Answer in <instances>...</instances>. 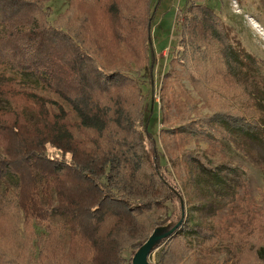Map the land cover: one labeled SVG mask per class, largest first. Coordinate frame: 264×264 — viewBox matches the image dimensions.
I'll return each mask as SVG.
<instances>
[{
    "label": "trees",
    "instance_id": "trees-1",
    "mask_svg": "<svg viewBox=\"0 0 264 264\" xmlns=\"http://www.w3.org/2000/svg\"><path fill=\"white\" fill-rule=\"evenodd\" d=\"M82 1L94 9L108 5V0ZM192 4V9L201 8V14L192 15L183 26L188 36L183 41V60L191 58L204 63L205 59L213 66L223 63L226 76L245 73L249 80L250 69L244 68L232 51L221 18L208 6ZM108 6L112 15L111 9L119 5ZM44 12L32 0H0V64L35 73L45 91L0 75V101L9 105L0 107V184L15 180L6 184L5 190L16 192L27 221L48 231L49 239L59 237L66 242L69 234V243L83 248L81 256L67 259L68 264H130L123 255L125 246L144 245L151 236L149 222L143 221L167 211L168 203L180 198V190L162 172L158 154L156 165L148 157L145 137H152V133L143 126V97L133 79L122 71L102 68L86 47L85 38L54 27L41 18ZM103 14V18L109 17L105 11ZM153 14L154 10L150 22ZM124 21L110 16L102 26L112 30L110 35L115 40H124L123 32L122 36L119 32L115 35L119 30L125 32ZM152 31L150 23V35ZM105 37L108 36L104 34L101 41L92 43L96 52L104 51ZM217 41L223 54L211 52L208 44ZM212 56L215 64L210 61ZM202 75L207 77V70ZM127 89L132 99L126 95ZM29 113L34 120L28 117ZM241 113L218 117L221 130L226 129L231 140L239 144L247 137L250 145L264 141L259 122L247 118L242 110ZM246 113L250 117V112ZM49 146L62 156L49 155ZM195 160L192 158L191 162ZM192 168L194 176L196 170ZM206 172L218 175L212 169ZM210 179L207 177V182ZM211 182L217 199L226 190L223 184ZM56 215L63 218L58 226L53 222ZM208 226L185 224L163 239L165 246L158 264L176 263V257L170 256L184 247L188 232L196 233L203 241L215 239L217 234ZM228 247L227 254L237 264L242 256L241 246ZM257 255L253 253L251 257L258 258Z\"/></svg>",
    "mask_w": 264,
    "mask_h": 264
},
{
    "label": "rangeland",
    "instance_id": "rangeland-1",
    "mask_svg": "<svg viewBox=\"0 0 264 264\" xmlns=\"http://www.w3.org/2000/svg\"><path fill=\"white\" fill-rule=\"evenodd\" d=\"M32 1L45 10L41 18L85 38L86 47L100 66L124 72L142 95L146 112L143 126L152 133V137H145L148 157L156 165L158 154L162 172L180 190V198L170 201L167 211L143 221L149 222V235L164 236L170 225L175 228L182 223L179 231L185 224L202 223L209 225L216 238L203 241L196 233L188 232L184 247L170 256L176 257L175 264H234L227 254L232 244L241 246L237 264H264V141L251 145L250 137L240 144L232 141L217 119L240 116L241 110L247 115L250 112V117L245 116L259 122L264 137V0H108V5H119L111 9L112 15L108 5L94 9L82 0ZM194 2L214 9L221 18L232 51L244 68L250 69L249 80L244 71L241 76H226L223 63L214 67L205 59L204 63L183 60V41L188 39L183 26L192 15L201 14V8L192 9ZM152 10L154 18L150 22ZM104 11L108 18L125 20V32H115L116 36L123 32L124 40H115L110 35L112 30L102 26L108 19L102 17ZM104 34L108 36L102 45L105 52L98 53L92 43L101 41ZM208 45L212 53L223 54L219 41ZM206 70L207 77L202 75ZM0 75L45 92L35 73L0 64ZM125 93L132 99L128 89ZM61 103L70 110L68 104ZM4 106L9 105L0 101V107ZM28 117L34 120L33 114ZM48 154L62 156L52 146ZM192 158L196 159L194 163ZM191 166L196 170L194 176ZM210 169L218 175L204 173ZM207 177H211L210 182ZM211 181L223 184L226 190L217 199ZM12 183L15 180L8 179L0 184V264H68L71 256H81L83 248L71 245L69 234L66 242L59 237L49 239L48 231L27 221L19 196L14 190H5L6 184ZM62 221L58 215L53 219L57 226ZM161 242L149 246L145 258L148 264H158L165 246ZM125 247L124 257L134 264L141 247ZM253 253L258 258L251 257Z\"/></svg>",
    "mask_w": 264,
    "mask_h": 264
},
{
    "label": "water",
    "instance_id": "water-1",
    "mask_svg": "<svg viewBox=\"0 0 264 264\" xmlns=\"http://www.w3.org/2000/svg\"><path fill=\"white\" fill-rule=\"evenodd\" d=\"M182 224V223H181ZM180 224V225H181ZM176 226L175 228L173 227L172 229L167 231V234H165L164 236H151L145 243L144 245L140 248V254L138 255L137 259L135 260L134 264H148L145 261L146 258V253L147 250L149 249V246L152 245L155 242H160L161 240L171 236L173 233L176 232V230H178V227L180 226Z\"/></svg>",
    "mask_w": 264,
    "mask_h": 264
}]
</instances>
